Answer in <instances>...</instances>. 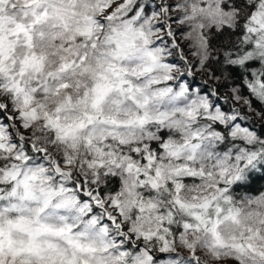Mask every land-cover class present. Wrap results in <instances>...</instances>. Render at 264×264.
I'll return each instance as SVG.
<instances>
[{"label": "snow or ice", "instance_id": "6c2138e0", "mask_svg": "<svg viewBox=\"0 0 264 264\" xmlns=\"http://www.w3.org/2000/svg\"><path fill=\"white\" fill-rule=\"evenodd\" d=\"M0 264H264V0H0Z\"/></svg>", "mask_w": 264, "mask_h": 264}]
</instances>
